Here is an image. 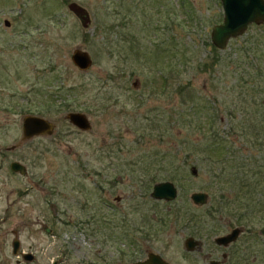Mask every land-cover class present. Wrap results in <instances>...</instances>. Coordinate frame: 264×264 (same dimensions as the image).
<instances>
[{"label":"rangeland","instance_id":"rangeland-1","mask_svg":"<svg viewBox=\"0 0 264 264\" xmlns=\"http://www.w3.org/2000/svg\"><path fill=\"white\" fill-rule=\"evenodd\" d=\"M221 18L219 0H0V264H128L121 255L146 245L169 264H207L212 238L238 221L245 259L225 264H264V183L250 195L216 177L238 161L264 177V141L247 133L264 116V23L216 49L209 34ZM74 48L88 52L86 71L71 64ZM68 111L90 129L68 123ZM23 114L53 132L21 141ZM207 131L224 139L219 155L201 150ZM160 181L176 187L174 200L149 196ZM193 191L208 202L193 205ZM186 236L199 251H184ZM13 238L32 260L11 254Z\"/></svg>","mask_w":264,"mask_h":264},{"label":"water","instance_id":"water-1","mask_svg":"<svg viewBox=\"0 0 264 264\" xmlns=\"http://www.w3.org/2000/svg\"><path fill=\"white\" fill-rule=\"evenodd\" d=\"M219 3L222 10L221 22L212 25L209 34L210 42L216 49L225 48L227 41L241 35L249 24L258 25L264 23V0H219ZM67 8L77 17L82 27L88 25L89 17L83 7L71 2L67 4ZM4 24L8 25V22L4 20ZM69 58L71 64L79 71H86L91 65V58L88 52L80 48H74ZM64 119L81 131H88L90 129V123L82 112L68 111L65 113ZM53 128L54 124L46 118L37 115H24L21 118L20 126L21 141L28 140L33 136L50 135L53 132ZM9 168L11 171L18 172L19 174L25 173L24 166L17 161L11 162ZM194 171L191 168L190 172L192 174H195ZM176 191V187L172 182L160 181L152 185L149 196L153 199L170 201L175 198ZM189 199L193 205H204L207 203L208 196L203 191H193L189 194ZM45 231H47V228ZM236 234L237 229H232L229 234L215 238V241L227 243ZM193 243L195 241H191L190 238L185 240L187 249H191ZM10 245L11 254L19 255L26 261L32 260L33 256L30 253L19 251V240L17 238H13ZM51 264H56V262L52 261ZM132 264H167V262L157 255L151 254L147 260ZM210 264L216 263L210 262Z\"/></svg>","mask_w":264,"mask_h":264},{"label":"flooded vegetation","instance_id":"flooded-vegetation-1","mask_svg":"<svg viewBox=\"0 0 264 264\" xmlns=\"http://www.w3.org/2000/svg\"><path fill=\"white\" fill-rule=\"evenodd\" d=\"M7 111V110H6ZM24 115H35V114H23L22 116H21V118L24 116ZM37 116H39V115H37ZM20 126H21V120H20ZM30 139V138H29ZM14 146H15V144H14ZM14 146H11V147H9V148H7V149H12V148H14ZM14 161H16V160H14ZM11 162H13V161H11ZM10 162V163H11ZM18 162V161H17ZM9 163V164H10ZM19 163V162H18ZM21 164V163H20ZM25 168V167H24ZM10 169V168H9ZM26 172V171H25ZM18 173V172H17ZM25 174V173H24ZM24 174H21V175H24ZM151 191V190H150ZM150 193V192H149ZM176 197V196H175ZM115 200H119V198L118 197H115L114 198ZM153 199V198H152ZM175 199V198H174ZM174 199H172V200H174ZM156 200H159V199H156ZM172 200H170V201H172ZM160 201V200H159ZM161 201H164V200H161ZM165 202H169V201H165ZM207 202H208V199H207ZM210 208H209V210L207 211V219H210V221L213 223L214 221H216V218H214L213 217V214L215 215V213L216 212H219L218 211V209L215 207V206H209ZM225 222H226V225H230L231 223H230V221L228 220V219H223ZM239 222L240 221H238V222H233L232 223V226L228 229V231H226L225 233H222V234H219V235H216V236H214L213 238H212V242H213V244H212V248H210V252H205L204 254H203V257L204 258H206L207 259V264H210V262H215L216 264H225V262L228 260V259H230V258H234V259H237L238 257H240V258H244L245 257V254H242V253H237V250H240V249H244V248H242L243 247V243H241V245H239V242H240V237H242L243 235H245V233L247 232V230H246V228H244L241 224H239ZM212 231L213 230H219V228H211V227H209ZM232 229H237V234H236V236L232 239V240H230V241H228L227 243H219V242H216L215 241V238H218V237H221V236H224V235H227V234H229L230 232H231V230ZM196 232V231H195ZM248 233V232H247ZM246 237H250L251 238V235H249L248 234V236H245L244 237V239H246ZM187 238H190L191 239V241H195V243H193V245L191 246V249H187V246L185 245V240L187 239ZM240 239V240H239ZM133 245H135L134 243H132ZM131 244V245H132ZM147 246V245H146ZM146 246H142V247H140V248H138V249H136V250H134L133 251V253H131V254H123V255H121V257L122 258H124V259H126V260H132L131 262H129L128 264H132V263H135V262H143V261H145V260H147L148 259V256L149 255H157L159 258H161L163 261H165V262H167L158 252H156V251H152V250H150L148 247H146ZM182 246H183V249H184V251H188V252H190V251H199L200 250V247H201V242L199 241V240H197V239H195V238H193V237H191V236H186L185 238H183V241H182ZM137 247H139V246H137ZM216 248L217 249H219V248H221L223 251H220V253H219V256H220V258L219 259H217L216 257H214V256H212L214 253V251H216ZM132 249H134V248H132ZM141 250H142V252H143V255L142 254H139V255H141L140 257H135L136 256V254L137 253H140L141 252ZM257 250V252H259V250L258 249H256ZM136 253V254H135ZM213 253V254H212ZM245 259V258H244ZM251 260H254L255 259V257H251L250 258ZM167 264H169L168 262H167Z\"/></svg>","mask_w":264,"mask_h":264},{"label":"trees","instance_id":"trees-1","mask_svg":"<svg viewBox=\"0 0 264 264\" xmlns=\"http://www.w3.org/2000/svg\"><path fill=\"white\" fill-rule=\"evenodd\" d=\"M257 126L261 128V130H258L254 128L253 126L248 127L247 133H252L255 136H258L257 138L260 139V141H264V116L261 118L258 116ZM207 134H209V137H207L202 144V151L205 153H208L210 150H216L219 155V148H221L222 144L224 143V139L217 136V133L210 134L209 131H207ZM260 145V142H259ZM172 160V158H170ZM243 160V159H241ZM260 166L256 165H249L243 161H238L235 163V170L233 173H229V175H224V166L218 173L216 174V177L218 178L219 183H226L228 185L237 186L234 190H244V193L249 192V194H253V191L258 189V187L264 183V177L260 176ZM257 175L260 177L257 178ZM256 176V177H255ZM226 196H222L223 203H230L231 202H240L239 199L234 198L228 200V198L225 199ZM214 202V201H213ZM213 206V204H211ZM220 209V208H219ZM219 211V210H218ZM239 218H236L237 220Z\"/></svg>","mask_w":264,"mask_h":264}]
</instances>
